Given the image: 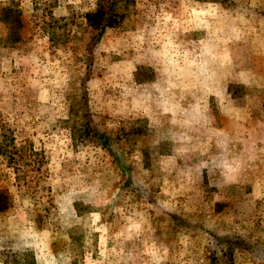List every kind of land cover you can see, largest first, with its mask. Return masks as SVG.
<instances>
[{"label": "rangeland", "instance_id": "rangeland-1", "mask_svg": "<svg viewBox=\"0 0 264 264\" xmlns=\"http://www.w3.org/2000/svg\"><path fill=\"white\" fill-rule=\"evenodd\" d=\"M98 1L0 0V264H264V0Z\"/></svg>", "mask_w": 264, "mask_h": 264}, {"label": "trees", "instance_id": "trees-1", "mask_svg": "<svg viewBox=\"0 0 264 264\" xmlns=\"http://www.w3.org/2000/svg\"><path fill=\"white\" fill-rule=\"evenodd\" d=\"M115 8V0H99L96 8L85 14L87 24L98 31L97 37H101L106 27H113L118 23ZM89 123L90 121L86 119L84 136L90 139L95 138L98 144L108 148L110 137L98 131H93ZM8 206H10L8 195L0 191V211L8 208Z\"/></svg>", "mask_w": 264, "mask_h": 264}]
</instances>
